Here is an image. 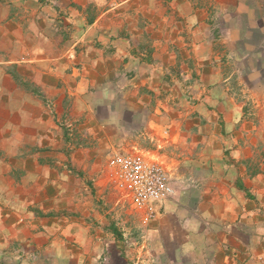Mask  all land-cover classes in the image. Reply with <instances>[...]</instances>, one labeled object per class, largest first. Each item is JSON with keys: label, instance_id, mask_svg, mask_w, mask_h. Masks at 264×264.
<instances>
[{"label": "crops", "instance_id": "1", "mask_svg": "<svg viewBox=\"0 0 264 264\" xmlns=\"http://www.w3.org/2000/svg\"><path fill=\"white\" fill-rule=\"evenodd\" d=\"M261 63L264 0H0V264L144 259L91 200L116 151L164 138L156 263L264 264Z\"/></svg>", "mask_w": 264, "mask_h": 264}, {"label": "built area", "instance_id": "2", "mask_svg": "<svg viewBox=\"0 0 264 264\" xmlns=\"http://www.w3.org/2000/svg\"><path fill=\"white\" fill-rule=\"evenodd\" d=\"M168 133V131H165ZM168 139L150 146L116 151L106 163L105 187L115 209L126 207L150 223L160 218L179 193V160L167 150Z\"/></svg>", "mask_w": 264, "mask_h": 264}, {"label": "rangeland", "instance_id": "3", "mask_svg": "<svg viewBox=\"0 0 264 264\" xmlns=\"http://www.w3.org/2000/svg\"><path fill=\"white\" fill-rule=\"evenodd\" d=\"M236 64V62H231L228 68V70L232 68L231 72H234V78L240 76L237 74V72H235L236 70L239 71V74H242L243 72L244 75L245 73L247 74V72L244 71L240 67V65L237 66ZM260 65V71L264 76V63H261ZM233 87L237 91H239V89L244 88L241 86H237V84H235ZM245 88L246 90L248 88L250 89V87ZM101 176L102 184L99 187L100 189H103L104 193L102 192V198H100V200L99 198L91 200L92 206L100 208L102 212L108 213L107 216L109 224L114 223L117 226L119 232L122 234V246L125 250H133L137 248V250L141 249L143 251L144 259L141 258L140 262L136 264H157L155 256L153 254L152 246L150 244V240L146 238L147 234L145 231V229L150 228V224L152 222H144L142 219V215H140L139 213L132 212L130 209H128V207L122 210H119L117 208L115 209L113 201L114 197L105 188L106 179L104 172L101 173ZM106 231H108V233L110 234H113L108 228L106 229Z\"/></svg>", "mask_w": 264, "mask_h": 264}, {"label": "trees", "instance_id": "4", "mask_svg": "<svg viewBox=\"0 0 264 264\" xmlns=\"http://www.w3.org/2000/svg\"><path fill=\"white\" fill-rule=\"evenodd\" d=\"M111 231L114 233V235L118 238H122V234L119 232L117 226L114 223H111L110 225Z\"/></svg>", "mask_w": 264, "mask_h": 264}]
</instances>
